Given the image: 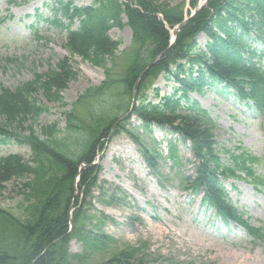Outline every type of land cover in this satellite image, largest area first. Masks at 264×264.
Returning <instances> with one entry per match:
<instances>
[{
  "label": "trees",
  "instance_id": "obj_1",
  "mask_svg": "<svg viewBox=\"0 0 264 264\" xmlns=\"http://www.w3.org/2000/svg\"><path fill=\"white\" fill-rule=\"evenodd\" d=\"M184 7V2L158 0H91L83 7L56 1L47 23L66 32L69 58L76 56L101 69L104 81L87 92L97 104L93 113L81 119L67 109L62 112L63 127L57 122L38 125L49 113L38 98L62 102L60 92L73 77L69 58L12 90L0 89V147L17 142L30 150L28 160L17 154L0 156V189L10 181L25 180L27 193L22 217L0 209V264H123L136 257L129 248L111 260L93 263V255L102 253L113 239L101 230L94 234L83 230L74 214L69 230L71 204H82L74 202L76 178L81 193L95 186L93 175L99 167L91 164L109 135L125 133L137 140L125 127L132 117L145 131L167 130L176 138L168 144L167 159L177 170L181 166L177 144L186 146L193 158L191 175L180 178L186 192L200 194L202 205L213 210L223 226L240 227L248 237L264 242V229L243 220L225 187L227 181L243 176L264 192V178L256 172L259 159L244 151L221 155L213 135L215 122L191 98L192 93L214 90L264 112V67L254 48L256 42L264 45V0H208L169 45L170 30L182 22ZM123 28L130 30L131 51L125 68L116 73L121 40H113L110 31ZM199 34L207 39L202 48L196 41ZM160 76L174 83L169 94L153 88ZM134 89L131 113L115 126L129 111ZM145 158L155 170L147 153ZM81 165L85 168L79 173ZM114 199L109 197L108 204ZM71 240L80 243L85 256L68 252Z\"/></svg>",
  "mask_w": 264,
  "mask_h": 264
},
{
  "label": "rangeland",
  "instance_id": "obj_2",
  "mask_svg": "<svg viewBox=\"0 0 264 264\" xmlns=\"http://www.w3.org/2000/svg\"><path fill=\"white\" fill-rule=\"evenodd\" d=\"M72 1L76 6L91 2ZM158 1L184 2L191 13L207 0H193L192 7L189 0ZM54 3L55 0H0V89L12 90L34 75L54 71L62 59L69 58L65 32L35 22L37 15L49 18ZM33 31L38 32L39 38ZM110 37L121 40L113 70L120 73L129 59L131 34L127 28L113 29ZM206 40L204 35L197 36L199 48ZM67 64L71 66L73 77L60 92L62 102L38 98L49 108V113L39 118V126L57 122L63 127V111L72 108L78 117L85 119L97 107L87 92L104 81L103 71L76 56L67 59ZM173 85L160 76L153 88L160 94H169ZM147 95L153 100L150 93ZM191 98L210 112L215 122L213 135L219 151H223L221 155L226 158L227 152H236L238 148L246 151L259 158L256 172L264 178V114L255 116L243 103L213 91L192 93ZM127 124L126 130L137 140L125 133L111 135L98 154L99 171L93 175L95 186L85 193H81L78 184L74 189V202L82 204H74L70 215L77 216L78 226L93 234L101 230L104 236L113 239L102 253L93 255V263L111 260L117 252L132 248L136 257L123 264H264V243H253L242 230L233 226L229 231L217 233L219 225L213 213L201 209L198 196L189 198L185 193L179 175L167 159V145L174 137L158 128L146 132L135 117ZM177 149L182 164L180 176H188L192 173L193 158L184 144L179 143ZM146 153L156 166L155 172L147 163ZM10 154L28 160L30 150L17 142L0 147V156ZM24 182L14 180L3 185L0 209L23 216L27 197ZM234 189L235 192L229 193L233 204L246 213L251 226L264 228V192L242 180L234 183ZM111 196L115 202L108 204ZM68 252L86 255L77 240L69 242Z\"/></svg>",
  "mask_w": 264,
  "mask_h": 264
},
{
  "label": "water",
  "instance_id": "obj_3",
  "mask_svg": "<svg viewBox=\"0 0 264 264\" xmlns=\"http://www.w3.org/2000/svg\"><path fill=\"white\" fill-rule=\"evenodd\" d=\"M196 11V10H195ZM187 20H184L182 23H180L179 25H177L175 28H174V33H177L178 32V30L184 25V23L186 22ZM175 38V37H174ZM157 61V59L155 60V61H153L149 66H148V68L144 71V72H142L141 73V75L139 76V79L138 80H140L141 79V77L144 75V73L147 71V70H149L154 64H155V62Z\"/></svg>",
  "mask_w": 264,
  "mask_h": 264
}]
</instances>
